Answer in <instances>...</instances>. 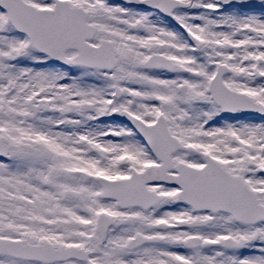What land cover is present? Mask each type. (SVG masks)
Returning a JSON list of instances; mask_svg holds the SVG:
<instances>
[{"label": "snow or ice", "instance_id": "snow-or-ice-1", "mask_svg": "<svg viewBox=\"0 0 264 264\" xmlns=\"http://www.w3.org/2000/svg\"><path fill=\"white\" fill-rule=\"evenodd\" d=\"M0 264H264V0H0Z\"/></svg>", "mask_w": 264, "mask_h": 264}]
</instances>
